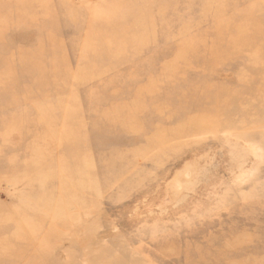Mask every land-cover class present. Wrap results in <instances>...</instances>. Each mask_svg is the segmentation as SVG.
I'll list each match as a JSON object with an SVG mask.
<instances>
[{
    "label": "rangeland",
    "instance_id": "rangeland-1",
    "mask_svg": "<svg viewBox=\"0 0 264 264\" xmlns=\"http://www.w3.org/2000/svg\"><path fill=\"white\" fill-rule=\"evenodd\" d=\"M0 264H264V0H0Z\"/></svg>",
    "mask_w": 264,
    "mask_h": 264
}]
</instances>
